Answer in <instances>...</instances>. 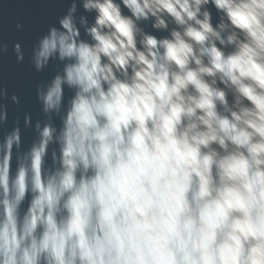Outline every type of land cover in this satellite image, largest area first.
<instances>
[{"label":"clouds","instance_id":"obj_1","mask_svg":"<svg viewBox=\"0 0 264 264\" xmlns=\"http://www.w3.org/2000/svg\"><path fill=\"white\" fill-rule=\"evenodd\" d=\"M10 55L0 264H264V0H65Z\"/></svg>","mask_w":264,"mask_h":264},{"label":"water","instance_id":"obj_2","mask_svg":"<svg viewBox=\"0 0 264 264\" xmlns=\"http://www.w3.org/2000/svg\"><path fill=\"white\" fill-rule=\"evenodd\" d=\"M65 0H0V38L12 43L20 41L27 47L49 23L64 9ZM25 24V31L15 30L16 22ZM37 81L31 67L15 64L14 56L0 59V84H7L10 91L22 98L26 108L34 107L30 89Z\"/></svg>","mask_w":264,"mask_h":264}]
</instances>
